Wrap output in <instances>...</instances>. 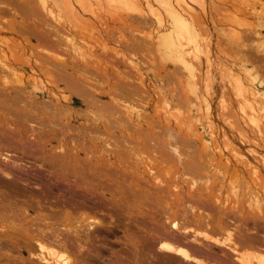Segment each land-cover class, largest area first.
<instances>
[{
    "label": "rangeland",
    "instance_id": "374dc122",
    "mask_svg": "<svg viewBox=\"0 0 264 264\" xmlns=\"http://www.w3.org/2000/svg\"><path fill=\"white\" fill-rule=\"evenodd\" d=\"M11 1H0V156L9 154L24 168L15 172L0 163V170L9 169L11 177L14 172L25 181L51 182L47 198L55 203L50 204H61V199L65 206L78 203L81 191L88 212L106 224L95 231L97 238L110 229L108 224H116L123 236L137 235V250L148 235L154 238L163 229L170 234L172 222L193 225L189 215L181 216L192 204V214L214 218L219 205L227 216L222 220L235 232L250 217L247 202L257 198L264 212V0H199L202 6L192 4L189 13V35L179 40L172 37L164 7L154 0H134L133 12L101 5L106 10L93 0L92 11L80 12L67 30L54 25L35 2ZM29 6L36 7L33 16L26 13ZM151 9L159 11L161 21ZM233 34L239 42L231 41ZM69 44L83 50L91 46L96 62L82 63ZM185 67L194 70L190 90L180 83L188 76ZM236 82L255 94L259 131L242 116ZM120 88L131 94L124 98ZM50 157H58L59 165ZM75 203L67 227L63 214L44 224L31 217L30 223L70 229L71 218L80 213ZM203 207L210 208L204 212ZM12 212L20 219L17 209ZM166 216L169 223H164ZM252 223L247 221L248 233L259 232L263 239L264 222ZM155 245L151 242L149 251L157 257ZM119 252L113 253L120 259L115 264H127L129 254ZM150 259L138 257L134 264L156 261Z\"/></svg>",
    "mask_w": 264,
    "mask_h": 264
},
{
    "label": "bare ground",
    "instance_id": "6f19581e",
    "mask_svg": "<svg viewBox=\"0 0 264 264\" xmlns=\"http://www.w3.org/2000/svg\"><path fill=\"white\" fill-rule=\"evenodd\" d=\"M0 1H2V0H0ZM30 1L32 3L35 2L37 7H38V10L41 11L42 13H44L45 17L50 19V21L53 22L54 25H57L58 27H61V28H65V30H67L70 26H74V24H76L75 19L76 18L78 19V17L80 16L79 15L80 12L90 13L92 11V6H93V3H92L93 0H30ZM30 1H29V3H30ZM94 1L97 2L98 5H100V6L101 5L102 6L103 5L104 6L105 5L108 6L107 7L108 9H109V6H111V7L114 6L118 10H122V11H126V12L136 11L135 10L136 9V4H135L134 0H94ZM10 2H12V1L10 0ZM145 2H146V0H144V4H145ZM155 2L159 6L164 7V9H165V11L167 13L168 20H169V27H170V31L172 33L173 39L176 38V39L179 40V39H182V37H187L189 35V29H190L191 24H192L191 21L189 20V19H191L189 13L191 11H194V8H193L192 4L202 6L201 2L199 0H154V3ZM178 2H181V3L183 2L184 5L186 6V8H182L181 6H179ZM5 3H6V1H5ZM27 3L28 2L26 1V4ZM1 7H2V5H1ZM29 7L30 8L24 7L25 10H26V13L28 12V14L33 16L34 13H35L34 10L36 11V9H35L36 7L34 8V10H33L32 6H29ZM146 7H148L147 4H146ZM102 8L108 10L105 7H102ZM185 9H186V11H185ZM114 10H116V9H114ZM158 12L157 11L155 12V11L152 10L151 11V13H152L151 15L153 17H155L156 20L161 21L162 17H161V14L158 13ZM10 13H11V11H10ZM84 13H81V14H84ZM111 13H113V12H111ZM30 15H28V16H30ZM36 15L37 14H35V16ZM35 16H34V18H36ZM43 20H44V18H43ZM82 20H85V18H82ZM249 23H251V22H249ZM44 26H45V23H44ZM18 28H20V27H18ZM76 29H77V27H76ZM45 30H46V28H45ZM42 35H43V32H42ZM229 35H231V33ZM47 37H49V36H47ZM49 38H48V40H49ZM169 39H171V38H169ZM54 40H56V39H54ZM231 41H233L234 43L239 42L240 41L239 35L233 34L232 37H231ZM66 42L68 43L69 41H66ZM178 42L181 43L182 41H178ZM55 44H57V43H55ZM51 45H54V44H51ZM69 45L72 46L73 49L71 47H70V49L73 50V53L76 56V58H78L80 61H82V63L86 62L88 59L92 58V56H91V52H92L91 48L92 47L91 46H90L91 48L89 47V48H86L85 50H83L84 49L83 47L78 46L76 44H72V45L69 44ZM180 45H182V43ZM57 49H59V47ZM113 49H115V51H116V48H113ZM53 50H55V49L53 48ZM115 51H114V53H116ZM93 59H91V60H93ZM47 60H49V59H47ZM91 60L87 61V62H91ZM95 60L96 59H94L93 62ZM59 64H60V62H59ZM87 64H89V63H87ZM48 65H50V63ZM56 67H57V65L54 68H56ZM185 70L188 73V76L183 81H180V83L182 84L183 89H185V85H186V88L188 90H190V86H193L195 84V81L193 80L194 79L193 78L194 77V74H193L194 70H193L192 67H188V68L185 67ZM84 73H86V72H84ZM91 75L92 74H90V76ZM227 75H229L231 78L234 77V75L232 76L231 72H228ZM16 76L13 75V77H16ZM69 80H71V79H69ZM92 81H94V80H92ZM15 82H18L19 84L21 83L18 78L15 80ZM62 82H63V80H62ZM75 82L77 83V81H74V83ZM81 82H83V81H81ZM101 82H102V80H101ZM65 83L69 84V81L65 82ZM235 84H236L235 85V92H236V95L238 96V100H240L238 102L241 105L240 106L238 104V106L241 107V113H242V116H243L245 122L248 123L249 125H251L252 127H254V129H256L257 131H259V129H260V119H259V115H258V110L256 109V107H254L255 106L254 105V103H255V94L253 93V91H251V89L250 90L246 89L245 86L240 84V82H236ZM71 85L73 86V84H71ZM71 85H70V87H71ZM70 87H67V88H70ZM77 90H78V87H75V91L76 92H78ZM120 90L122 92H125L124 89H122V88H120ZM130 92H131V90H130ZM87 93H88V91H87ZM127 93H128V91H126L125 94H123L121 96H123L124 98H127L128 96H126V95L131 94V93H128V94ZM120 94H122V93H120ZM120 94L119 95L117 94V95L120 96ZM88 96H87V98H88ZM79 98H81V97H79ZM83 98H85V97H83ZM117 98H119V97H117ZM121 99H122V97H121ZM221 99H222V105H224V108H226V106L224 104L225 103L224 98H221ZM111 100L113 101V99H111ZM114 102H117V101H114ZM86 105H87V103H86ZM111 107L112 106H110V109H111ZM113 108H115V107H113ZM221 109H222V107H221ZM114 111H115V109H114ZM25 116H27V115H25ZM176 117L177 116H175V118ZM110 118H111V116H110ZM189 118L190 117H187L188 120H189ZM119 119H120V117H119ZM185 120H186V118H185ZM120 123H123V122H120ZM110 124L113 125L112 123H110ZM181 126H182V124H181ZM121 128L124 130L123 127H121ZM112 129H114L113 126H112ZM91 132H92V128H91ZM92 133H94V132H92ZM34 137H36V136H34ZM167 149H168V147H167ZM176 152H177V150H174V153H176ZM55 157H50L49 161L51 163H54V165L56 163L59 165L60 159L58 157L56 159H54ZM0 159H1L0 163L9 166L10 169L13 168L15 171H16V169H20V162H18L15 159L13 160L12 156H10L9 154H4V156H0ZM194 166L195 165H193V169L190 166L189 167L191 168V170H194ZM2 167H4V166L2 165ZM189 167H188V169H190ZM21 168H22V165H21ZM22 169H20V170H22ZM8 170L9 169L0 170V198H1V200H0V264H87V257L86 256H88L92 252H94L95 254H98L97 249H96L97 252H95V251H91L90 248H93L92 247V246H94L93 243H94V241L96 240V238L98 236V235L96 236V232L95 231L97 229L99 230L100 228L105 227L104 225H106V224H104L100 220V218L95 217L94 216V214H95L94 212H92V213L88 212L87 208L89 206L85 205V203H84L85 202V198L82 195H80L82 193L81 191H79L78 194H76L77 195V199L79 200L78 203H75L76 201L75 202L68 201V205L69 206H65V210L63 212V215H65V222H66L65 226L67 227L66 224L69 223V219H68L69 218L68 217L69 212H68V210L72 209L70 207H72L74 205V203L76 204L77 211L79 209L80 213H78L76 215V217H73V216H72L73 218L70 217L72 221L74 220L72 222V224H73L72 226L73 227H71L70 229H66L65 228V230H63V228H62V229H60L61 231H57V227H56V229L54 228L55 226H53V228L50 227L49 225H48L49 226L48 228L47 227L44 228V227H41V226H37L35 224L38 223V225H39L40 224L39 222H41V224L48 223V219L51 218V220H52V216L54 217L56 215V213H59V212H56V211H53V210L49 209L48 210L49 214H44V212L42 211V210H44L42 205L39 202H36L35 204L33 203V201H35V200L31 199L34 196V194L31 193V190H24L23 189L18 194L12 192V191H14L12 189L14 188L15 184H16V187L19 188V186L17 185V182H19L20 179L17 178L18 176L17 177H13L14 174L11 177V174H10V172ZM14 170H12V171H14ZM17 171H19V170H17ZM3 180H5V181H3ZM2 182H5V185H2ZM191 185H194V183L192 182ZM195 188H197V187H195ZM43 192L47 194L48 191L44 190ZM16 197L25 198V200L17 201L18 199H16V200L13 201L12 199H15ZM69 197H71V196H69ZM196 198H197V196H196ZM115 199H114V202H115ZM117 200H119V201H117V203L122 205L121 199L117 197ZM251 201H252L251 204H250V202H247V203H249L248 206L252 208V209L250 208V210L248 211V212H250V213H248L250 215V217H249V219H248V217L247 218L245 217L244 220H245L246 224H243L242 225L243 227H241V229L238 227L239 230H237V232H235V228L234 227L233 228H229V225H227L222 220L223 218H227V216L223 215L224 214V211H223L224 209L219 208V205L218 206L216 205L217 207H216V209H214L215 210V214L217 215L214 218L213 216H211L209 214H205V213H204V216H201L202 213L201 214L199 213L200 215H196V213L198 211L197 212L195 211L196 213L194 212L195 214H192L191 211H194V210H192V209H194L192 207L193 206V204H192V206L188 207L187 210H184L183 213H185V214H182L181 216H183L184 219H185V218H187L186 215H189L191 220H187V222L191 221V223L193 225L190 226L189 224H184L183 223L184 221L182 223L181 222H176V221L172 222L171 224H168L169 225L168 227L171 230L170 234L166 233L164 231V229H163V225H161L160 227L163 229V232L162 233H156L154 235V238H152V237L150 238L149 235L146 238L145 235L142 234L143 237H145V239L141 240L142 243H143V245H142L143 248H141V249L137 250L136 247H134L135 242L137 241L135 239V237L137 235H135V237H134V234L131 233L132 230L130 231L131 234H129V233L124 234L125 238H127L126 242H125L126 244L124 246V247L127 248V251L125 250L126 251L125 254L128 253L129 257H128V255H124V256L129 258L128 262H130V264L137 263L138 262V257H140L141 259H147V258L150 259V258H152L153 261L156 260L153 264H176V263L177 264L178 263L179 264H264V238L262 239V237H261L262 240L260 238H258L260 236V233L259 232L257 233L256 231H253V232L259 234V236L256 235V234L252 235V233L251 234L248 233L249 230L247 228V226H248L247 225V221H248V223L250 221V224H251V221H252L253 222L252 224L254 225V227H255L256 224L259 225L260 222H264V214H263L264 212H263V209H261V203H260V201L257 198H253ZM206 202L207 201H205V203ZM198 203H199V201H198ZM198 203H196L194 205H198ZM199 204L201 205V202ZM97 205H98V202H97ZM99 206H101V205H99ZM198 207L200 208V206H198ZM221 207H223V206H221ZM206 208L207 207H203L204 212L206 210H208L210 207L208 209H206ZM15 209H17V211L19 212V216L18 217L20 219H17V218L14 217L15 214H13L12 211H15ZM118 209H117V211H118ZM75 210L76 209L72 210V212L75 211ZM198 210H200V209H198ZM72 212H71V215H73V213H74V212L73 213ZM234 212H235V210H234ZM242 215L244 217L245 216V212H243ZM31 217L32 218L36 217L37 218L36 221H39V220L40 221L39 222L33 221L34 224H31L30 223V222H32L31 221V219H32ZM41 219H42V221H41ZM34 220H35V218H34ZM164 220H165L164 223L165 222L169 223L168 222L169 221V217L166 216L164 218ZM111 221H110V223H111ZM52 222H54V221H52ZM58 223H59V221H58ZM52 225H55V224H52ZM114 225H116V224H114ZM261 226H262V228H264V225H261ZM165 227H166V225H165ZM253 228H252V230L257 229V228H255V229H253ZM127 231H129V230L127 229ZM171 232H173V234H171ZM219 235L221 236V238H219L220 237ZM144 241H145V243H144ZM150 241L152 243H154V245L156 244L155 245V252L156 253L161 254V256L165 255V256H163L164 258L167 256L166 260L163 259V258H161L162 260H160L158 254H156L157 257L159 258L157 260V257L150 253V251H149L150 250L149 246H151V242ZM139 243H141V242H139ZM87 246H89V247L91 246V247L88 248ZM86 250H87V252H86ZM15 252H17V253L15 254ZM83 253H84V256H82ZM119 254H120V252L118 253V255ZM121 254H123V253H121ZM114 257H115V260H113L112 264L117 263L118 259H119V258L116 259L117 255H114ZM125 257H124V259H125ZM152 259H150V260H152ZM119 262H120V259H119ZM126 262H127V260H126ZM128 262H127V264H128Z\"/></svg>",
    "mask_w": 264,
    "mask_h": 264
},
{
    "label": "flooded vegetation",
    "instance_id": "af4514ba",
    "mask_svg": "<svg viewBox=\"0 0 264 264\" xmlns=\"http://www.w3.org/2000/svg\"><path fill=\"white\" fill-rule=\"evenodd\" d=\"M22 165L25 166L24 164H22ZM15 172H18V171H15ZM13 174L16 177L18 176L17 178H19L20 181L17 182V185L19 186V188H17L16 184H15L14 188L13 189L11 188L12 190H14L12 192L18 194L23 189L24 190H31V193L34 194L33 198H31V199L35 200V201H33V203L35 204L36 202H39L44 209V210H42L44 212V214H49V211H48L49 209L56 211V212H59L60 214H63V212L65 210L64 200L63 199L60 200L61 204H50V203H55V202L53 199L47 198L50 194L49 186L52 184L51 182H46V181L40 182L37 180L25 181L26 178H22L21 176L15 174L14 172H13ZM2 185H5V182H2ZM42 190H47L48 191L47 194L44 193ZM16 199H18L17 201L25 200V198H19V197H16L15 199H12V200L14 201ZM0 200H1V198H0ZM59 213H56L55 216H57ZM108 227L110 229L105 231L106 233L101 234L99 236V238L96 239V241L94 242V247H93V249H91V251H93L96 248L98 251V254H95L94 252H92L91 254L86 256L87 257V264H112L113 260H115L113 253H117L123 249H125L127 251L126 247H123L120 245V244H123L124 243L123 241L126 239L125 236H123V233H122L123 231L115 228L112 225H110V226L108 225ZM117 233H119V234H117ZM82 256H84V253L82 254Z\"/></svg>",
    "mask_w": 264,
    "mask_h": 264
}]
</instances>
